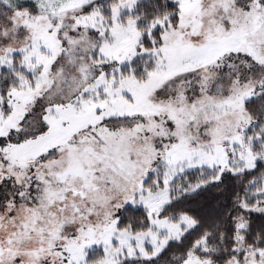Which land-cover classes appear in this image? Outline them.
I'll list each match as a JSON object with an SVG mask.
<instances>
[{
    "label": "snow or ice",
    "instance_id": "snow-or-ice-1",
    "mask_svg": "<svg viewBox=\"0 0 264 264\" xmlns=\"http://www.w3.org/2000/svg\"><path fill=\"white\" fill-rule=\"evenodd\" d=\"M0 264H264V0H0Z\"/></svg>",
    "mask_w": 264,
    "mask_h": 264
}]
</instances>
